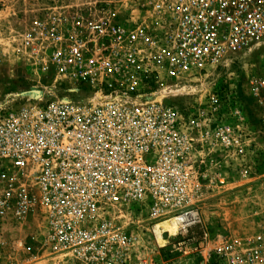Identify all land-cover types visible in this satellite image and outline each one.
I'll return each mask as SVG.
<instances>
[{
    "label": "built area",
    "instance_id": "built-area-1",
    "mask_svg": "<svg viewBox=\"0 0 264 264\" xmlns=\"http://www.w3.org/2000/svg\"><path fill=\"white\" fill-rule=\"evenodd\" d=\"M140 10L52 13L23 34L50 86L0 108V264H160L146 251L162 222L176 233L160 228L161 238L196 264H264V243L189 236L202 222L204 160L223 184L218 170L239 161L247 176L244 160L262 149L232 92L201 86L264 43V0H150ZM193 83L204 100H167ZM248 91L264 123V73ZM32 221L39 228L13 255L4 229Z\"/></svg>",
    "mask_w": 264,
    "mask_h": 264
},
{
    "label": "rangeland",
    "instance_id": "rangeland-1",
    "mask_svg": "<svg viewBox=\"0 0 264 264\" xmlns=\"http://www.w3.org/2000/svg\"><path fill=\"white\" fill-rule=\"evenodd\" d=\"M149 1L0 0V108L12 106L26 97H31L29 92L32 90L37 89L42 93L41 88L50 86L37 69L32 51L22 44V36L34 19L57 12H79L84 15L105 12L107 16L129 19L134 12L140 15V9ZM263 73L264 43L232 57L218 67L201 86L220 92H232L233 103L243 105L249 117L251 132H257L254 136L262 149L259 153H251L244 160L247 176H241L238 170L241 163L239 161H233L230 168L218 170L226 179L223 184L214 183L215 170L209 159L204 160L198 198L202 222L189 231L193 245L206 235L212 240L218 237L237 238L250 246L264 243V123L261 120L262 110L248 91V79ZM198 85L193 83L190 87H185L183 92L172 93L167 100L179 105L192 104L199 98L204 100L202 92L192 93L193 89L199 88ZM58 93L66 95L63 86H58ZM45 97L53 98V91H47ZM38 225L33 222L22 228L8 224L2 239L10 241L8 244L13 255L17 253L20 240L36 231ZM26 240L29 241L28 238ZM164 241L160 243L156 239L149 240L150 252L146 251V256H153L160 264H174L178 261L183 264H196L191 256L183 257L178 253L176 239L167 238Z\"/></svg>",
    "mask_w": 264,
    "mask_h": 264
},
{
    "label": "bare ground",
    "instance_id": "bare-ground-1",
    "mask_svg": "<svg viewBox=\"0 0 264 264\" xmlns=\"http://www.w3.org/2000/svg\"><path fill=\"white\" fill-rule=\"evenodd\" d=\"M29 93L31 94L32 97L39 98V97L42 96L43 91L41 93L40 90L35 89V90H32ZM160 228H164L166 230H169L171 234H175L176 233V228L171 226V224L169 222H162L161 224L157 225L155 229H156V232H157V235H158V240H159L160 243H164L165 242L164 239H162L161 236H160L161 235L160 234V232H161Z\"/></svg>",
    "mask_w": 264,
    "mask_h": 264
}]
</instances>
